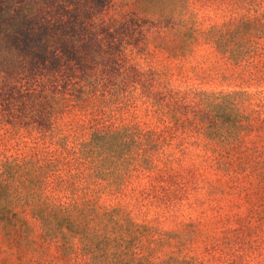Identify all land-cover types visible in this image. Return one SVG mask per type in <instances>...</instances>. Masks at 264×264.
I'll return each mask as SVG.
<instances>
[{
    "label": "rangeland",
    "instance_id": "374dc122",
    "mask_svg": "<svg viewBox=\"0 0 264 264\" xmlns=\"http://www.w3.org/2000/svg\"><path fill=\"white\" fill-rule=\"evenodd\" d=\"M136 3L0 0V14L14 17L7 27L19 31L26 59L23 70L0 79V166L29 147L49 146L37 131H25L12 103L42 81L56 92L87 73L99 80L94 96L78 106L67 99L54 117V127L68 135L67 147L94 130L132 125L169 141L147 168L116 166L114 173H128L126 183L99 200L151 230L141 241L142 255L153 264H264V0H188L182 28L195 41L176 56L179 39L170 27L147 19ZM152 5L169 9L160 0ZM245 19L255 22L241 24ZM227 23L230 49L246 51L237 61L205 40ZM199 93L238 94L237 107L209 113ZM226 126L241 128L232 139L212 134ZM49 149L61 157L55 145ZM63 157L65 177L75 169ZM100 178L101 186L115 189L113 179ZM91 189L86 198L93 200ZM57 244L42 237L30 215L24 223L0 221V264H88Z\"/></svg>",
    "mask_w": 264,
    "mask_h": 264
},
{
    "label": "trees",
    "instance_id": "16d2710c",
    "mask_svg": "<svg viewBox=\"0 0 264 264\" xmlns=\"http://www.w3.org/2000/svg\"><path fill=\"white\" fill-rule=\"evenodd\" d=\"M153 1L136 0V6L147 19L170 27L173 37L177 41L179 39L174 56L185 54L188 51L186 44L195 41V37L183 31L182 13L188 0H160V4L169 6L166 11H155ZM13 18L8 17L7 21V16L0 14V79L13 77L26 66V59L19 51V31L14 30L15 26L7 27L14 22ZM253 22L245 19L240 23ZM240 23L236 26L241 27ZM231 25L227 23L212 28L205 40L220 53H229L230 58L237 61L246 51L235 53L230 49L228 38L232 34ZM50 37L58 40L57 37ZM98 84L99 80L87 73H83L73 85L68 88L61 86L56 92L42 81L38 90L34 89L12 103L11 107L16 111L13 113L20 116L25 131L29 135L37 131L42 140L49 141V146L55 145L60 150L61 157L49 146L40 150L36 147L27 150L26 147L27 152L19 158L4 161L0 166V221L8 225L16 221L24 223L25 217L30 215L39 224L44 239L58 243L67 256L86 258L88 264H153L148 256L142 255L140 246L151 230L134 222L130 213L122 207L105 205L99 200L107 192L110 195L120 193L125 185L126 181L123 185L122 181L128 173H114L116 166H151L156 153L165 154L169 143L167 137L155 130L132 125L94 130L87 139H74L71 147H67L68 135L54 127L56 112L66 108L67 99L68 103L78 106L94 96L93 91ZM236 95L199 93L198 96L206 111L218 114L228 109L227 106L232 111L236 109V103L232 102ZM240 128L214 127L212 134L232 139ZM64 154L71 157L67 166L75 169L74 173H66L65 177L59 173L64 165ZM105 169L108 173L103 176L101 173ZM100 176L113 179L111 184L115 185V189H111L110 185L101 186L100 182L104 181ZM93 186L94 189H91ZM90 189L95 196L93 200L86 198ZM16 208L21 210L20 215L15 212Z\"/></svg>",
    "mask_w": 264,
    "mask_h": 264
}]
</instances>
